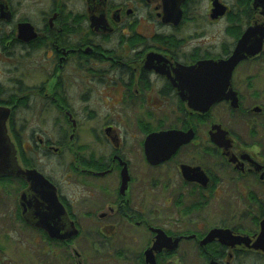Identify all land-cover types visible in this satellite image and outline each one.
<instances>
[{"label": "flooded vegetation", "instance_id": "obj_1", "mask_svg": "<svg viewBox=\"0 0 264 264\" xmlns=\"http://www.w3.org/2000/svg\"><path fill=\"white\" fill-rule=\"evenodd\" d=\"M0 111V264H264V0H0Z\"/></svg>", "mask_w": 264, "mask_h": 264}, {"label": "water", "instance_id": "obj_2", "mask_svg": "<svg viewBox=\"0 0 264 264\" xmlns=\"http://www.w3.org/2000/svg\"><path fill=\"white\" fill-rule=\"evenodd\" d=\"M261 48L260 41H254L252 35L249 33L244 34L235 48L233 54L227 59L216 60H204L196 65L188 67V74L190 78L188 80L191 83V95L189 100L191 105L195 108L207 109L213 103L219 101L224 96V91L232 74L233 69L239 63L240 60L248 55L254 54ZM5 118L6 114L0 111V171L7 169L10 158V148L6 142L5 136ZM193 137V131H163L159 133H152L147 139V151L149 158L152 153L149 151L152 144L158 140H175L176 143L171 147L175 149L183 141H187ZM225 233L229 232L227 229ZM239 240L246 241L244 236H239ZM264 242V223L263 230L257 239V243ZM212 264H215L212 262Z\"/></svg>", "mask_w": 264, "mask_h": 264}]
</instances>
